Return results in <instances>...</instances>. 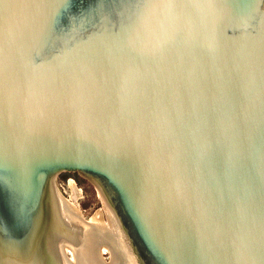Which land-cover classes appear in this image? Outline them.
Returning a JSON list of instances; mask_svg holds the SVG:
<instances>
[{"label":"water","instance_id":"obj_1","mask_svg":"<svg viewBox=\"0 0 264 264\" xmlns=\"http://www.w3.org/2000/svg\"><path fill=\"white\" fill-rule=\"evenodd\" d=\"M0 264H264V0H0Z\"/></svg>","mask_w":264,"mask_h":264},{"label":"rangeland","instance_id":"obj_2","mask_svg":"<svg viewBox=\"0 0 264 264\" xmlns=\"http://www.w3.org/2000/svg\"><path fill=\"white\" fill-rule=\"evenodd\" d=\"M70 181L74 183L73 188L69 186ZM55 183L59 193L80 211L82 218L89 221L93 212L100 208L103 221L108 225L98 191L90 182L76 173L61 172L55 177ZM104 256V260H108L109 255L104 254Z\"/></svg>","mask_w":264,"mask_h":264},{"label":"bare ground","instance_id":"obj_3","mask_svg":"<svg viewBox=\"0 0 264 264\" xmlns=\"http://www.w3.org/2000/svg\"><path fill=\"white\" fill-rule=\"evenodd\" d=\"M69 186H70L71 188L74 187V183H73V181H70V182H69ZM104 223H105V222H104ZM105 225H106V223H105ZM102 248H103L104 250H103ZM105 250H106V251H105ZM64 252H65V255L68 257L69 260H73L72 257L68 256V254H70V253L72 254V251H71L69 248L64 247ZM100 253H101V254H108V255H109V252H108L107 248H106V247H103V246L100 247ZM71 254H70V255H71ZM103 259H104V258H103ZM105 261H106V260H105ZM106 262H108V261H106Z\"/></svg>","mask_w":264,"mask_h":264},{"label":"flooded vegetation","instance_id":"obj_4","mask_svg":"<svg viewBox=\"0 0 264 264\" xmlns=\"http://www.w3.org/2000/svg\"><path fill=\"white\" fill-rule=\"evenodd\" d=\"M70 254H71V253H70ZM70 254H68V256H69ZM71 256H72V254H71ZM102 257H103V258L105 257L104 254H102ZM72 258H73V256H72ZM108 260H109V258H108ZM108 260H106V261H108Z\"/></svg>","mask_w":264,"mask_h":264}]
</instances>
